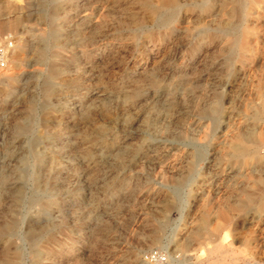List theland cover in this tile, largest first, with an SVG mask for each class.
Wrapping results in <instances>:
<instances>
[{
  "label": "rangeland",
  "instance_id": "374dc122",
  "mask_svg": "<svg viewBox=\"0 0 264 264\" xmlns=\"http://www.w3.org/2000/svg\"><path fill=\"white\" fill-rule=\"evenodd\" d=\"M6 33L0 264H264V0H0Z\"/></svg>",
  "mask_w": 264,
  "mask_h": 264
},
{
  "label": "bare ground",
  "instance_id": "6f19581e",
  "mask_svg": "<svg viewBox=\"0 0 264 264\" xmlns=\"http://www.w3.org/2000/svg\"><path fill=\"white\" fill-rule=\"evenodd\" d=\"M173 1V0H172ZM228 1V0H227ZM17 20V19H16ZM17 23V21L15 22ZM17 48V47H16ZM219 102H216L214 104V109H218L219 108ZM216 112V111H215ZM251 136V134H244V133H240L237 134L236 142H232L229 147L232 151L233 155H238V156H246L248 155L251 159H253L254 161H259L260 159L257 157V155L255 154V151L252 148V145L255 143V140H251L249 139V137ZM228 148V147H227ZM257 172V171H256ZM253 185H262L264 184V173L260 172L258 176H256L253 180ZM255 187V186H254ZM261 187V186H260ZM259 188V186L257 187V189ZM250 189V188H249ZM260 191V190H259ZM261 194V193H260ZM242 197L244 198V202L243 203H230L228 205V209H245L248 208L250 205L253 204V202H255L258 198V196L254 193L251 192L249 190H243L242 191ZM257 202V201H256ZM252 203V204H251ZM259 209L264 210V205L259 204L257 206ZM220 209V208H219ZM211 211V210H210ZM217 211V210H216ZM228 212V211H227ZM226 211L222 212V217L224 219H226L229 215ZM214 213V212H213ZM205 215V214H204ZM209 219V218H208ZM230 219V218H229ZM202 220V219H199ZM219 220V219H218ZM221 220V219H220ZM229 221V220H227ZM204 223V222H203ZM224 223V222H222ZM227 223V222H226ZM225 223V224H226ZM217 224V223H216ZM228 225V224H227ZM199 227V226H198ZM197 227V229H198ZM219 227V226H218ZM200 228V227H199ZM214 230V229H213ZM192 231V230H191ZM198 232V231H197ZM199 233V232H198ZM196 234V233H195ZM200 234V233H199ZM211 238V237H210ZM207 239V237H206ZM221 245V244H220ZM223 247V246H222ZM220 252V251H219Z\"/></svg>",
  "mask_w": 264,
  "mask_h": 264
},
{
  "label": "built area",
  "instance_id": "2783aa9c",
  "mask_svg": "<svg viewBox=\"0 0 264 264\" xmlns=\"http://www.w3.org/2000/svg\"><path fill=\"white\" fill-rule=\"evenodd\" d=\"M15 46V40L11 34H0V67L7 66L10 52ZM146 264H175L172 257L164 250L152 249L143 254Z\"/></svg>",
  "mask_w": 264,
  "mask_h": 264
}]
</instances>
